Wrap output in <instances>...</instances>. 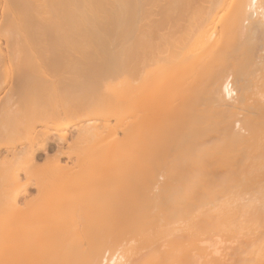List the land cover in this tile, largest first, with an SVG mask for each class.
Returning a JSON list of instances; mask_svg holds the SVG:
<instances>
[{
  "label": "bare ground",
  "instance_id": "obj_1",
  "mask_svg": "<svg viewBox=\"0 0 264 264\" xmlns=\"http://www.w3.org/2000/svg\"><path fill=\"white\" fill-rule=\"evenodd\" d=\"M0 264H264V0H0Z\"/></svg>",
  "mask_w": 264,
  "mask_h": 264
}]
</instances>
